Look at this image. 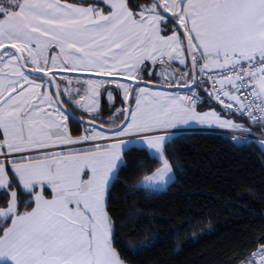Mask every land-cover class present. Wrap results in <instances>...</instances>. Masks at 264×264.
Here are the masks:
<instances>
[{"label":"snow or ice","instance_id":"1","mask_svg":"<svg viewBox=\"0 0 264 264\" xmlns=\"http://www.w3.org/2000/svg\"><path fill=\"white\" fill-rule=\"evenodd\" d=\"M189 58V71L171 70L172 62L187 65ZM146 61L162 65L161 76L169 86L177 76V86L189 87L188 80L210 83L208 95L228 114L264 125V0H151L148 5L0 0V156L7 160L0 161L4 264H125L114 247L106 207L113 176L127 167L124 153L146 151L161 165L137 190L166 186L172 172L164 152L174 135L170 129L190 121L243 129L215 111L197 112L195 92L184 96L138 88L135 107L119 110L124 120L111 136L92 126L74 139L62 105L98 112L101 89L112 81L74 82L68 76L57 79V74L90 71L102 78L136 79ZM116 87L126 101L130 86ZM105 92L112 101V91ZM101 139L111 142L31 155L56 143ZM244 139L260 143L252 133ZM22 153L28 155L7 159ZM144 166L137 165V171ZM13 185L31 197L23 207ZM245 264H264V245Z\"/></svg>","mask_w":264,"mask_h":264},{"label":"trees","instance_id":"2","mask_svg":"<svg viewBox=\"0 0 264 264\" xmlns=\"http://www.w3.org/2000/svg\"><path fill=\"white\" fill-rule=\"evenodd\" d=\"M129 3L148 5L151 1ZM172 26L169 20V28ZM187 67L189 71V64ZM150 69V64L141 65V79L151 80L145 76ZM108 88L102 89V106L107 104ZM206 89L198 83L193 90L199 97L197 107L219 111ZM131 98L132 95L128 104ZM101 113L80 117L98 124ZM231 117L243 126L242 130L264 133L260 124ZM68 119L72 133L80 135L81 124ZM169 141L164 152L174 178L163 191L136 187L160 167L158 160L149 159L146 151L124 153L127 167L114 176L106 194L114 247L125 264H245L264 245V150L259 143L237 146L211 132L175 133ZM142 162L145 166L137 171ZM13 190L22 201L21 207L24 201L31 200L19 186L13 185ZM3 199L5 192L0 191V200ZM142 245L148 246L135 254L129 252Z\"/></svg>","mask_w":264,"mask_h":264},{"label":"rangeland","instance_id":"3","mask_svg":"<svg viewBox=\"0 0 264 264\" xmlns=\"http://www.w3.org/2000/svg\"><path fill=\"white\" fill-rule=\"evenodd\" d=\"M159 69H160V71H156V73H154V77L153 78L151 77V74H152L151 72L147 74L154 81V82H151V83L157 84V85H159L161 87H174V86H177L174 83H176V81L179 80V79H177L178 77H175V79H172V77H171V71H170L168 78L169 79H172V86H169L168 84H165L164 83V78H162V76H161V67L160 66H159L158 70ZM171 70L176 71V68H171ZM176 72H179V71H176ZM91 75L92 76H97L96 74H91ZM61 76H68V77L73 78L75 75L74 76H71V75H60L59 76L58 75L57 76V79H60ZM77 76H80V75H77ZM77 76L74 77L75 80H81V81H83L85 79H93V78H88V77H84V79H83L82 76H80V78H78ZM110 77H114V76H110ZM98 78L103 79L102 77L97 76L96 78H94V80H99ZM104 78H108V77H104ZM108 81H112V82L105 84L104 87H109V86L110 87H115L114 84H117V81H119V80L108 79ZM135 88H148L152 92H165V93H172V94H177L178 93V94L181 95V92H179V91H165L163 89H157V88L146 87V86H138V87H135ZM107 90L112 91V93H113V99H114L115 89L108 88ZM182 93H184V92H182ZM192 93H193V90L191 92L184 93V95L188 96V95H192ZM136 95H137V93H135V92L132 91V98H131V101H130L129 106H131V107L134 106ZM196 98H199L197 94H196ZM105 99H106V103L107 104L102 106L101 105V102H100V109H99L98 113L99 112H102V113L100 114V116H98V119L96 121L98 122V125L99 126H103V128H105L107 130H113V129L117 128V126L119 124H121L122 121H123V115L120 114V111L119 110L120 109H126L127 100L126 101L124 100L122 102V104H120V109L119 110H115L116 104L113 103V100L112 101H109L108 98H107V95L105 96ZM63 106H64V104H63ZM196 111L197 112H201V113L202 112H209V111H215L217 113H220L218 110L212 109V108H206V109H202L201 110L200 108L196 107ZM74 112H76V114L79 115V116H81V117H90V116H93V115H96V116L98 115V113H96V112H95V114L94 113L90 114V113L86 112L84 109H81V108L76 109V111L74 110ZM115 114L117 115V118L116 119L113 118V116ZM67 121H69V119ZM80 126H81L80 127L81 130L83 131L81 133V136L85 134L86 129H90L92 127L91 125H88V124H81ZM212 127H218V128H220L218 125L217 126H213V125H207V124H200L199 122H195V121H190L186 125H179L176 128H174V129H170L169 131L172 132V133H178V132L182 131V129H185V130H183L185 132L186 130L197 131L198 128H202V129L203 128H207V129L210 128L211 129ZM67 128H68L69 134L72 135V137H74V135L72 133V125H70V121H69V125L67 126ZM73 128H75V127H73ZM96 129L97 130H101L99 128H96ZM101 131H103L104 133H106L108 136H111V134H112V133H109V132L104 131V130H101ZM187 132H189V131H187ZM200 132H202V131H200ZM170 137H172V136H170ZM170 137H169V139H170ZM124 139H133V138L126 137ZM101 141H105V142H101ZM89 142L95 143V144H105V143H110V140H103V139H101V140H95V141H93V140L82 141V143H89ZM259 144H260L261 148L264 150V147H262V145H264V144H262V143H259ZM54 145H65V144L56 143ZM54 145H52L51 147H53ZM80 145H82V146H80ZM93 145L94 144L86 146V145H83V144H78L77 147L70 148L72 146H67V147H64L63 149H58V151H49V148H50L49 147L48 149H37V150H33L31 152V155H33V156H35V155H41L44 152H49V153H52V154L59 153V152H68L70 150L91 148V147H93ZM129 146H131V145H129ZM22 154L28 155V153H22ZM14 158L15 159H18L19 156H15ZM160 167H161V165H160ZM151 175H149V176H151ZM114 176H113V178H114ZM173 178H174L173 177V173L171 172V174L169 175V178H168V184H170L173 181ZM144 180H145V178L142 181H144ZM141 182L139 184H141ZM166 186L151 185V186L144 187L143 189L154 190V191H163L166 188Z\"/></svg>","mask_w":264,"mask_h":264},{"label":"crops","instance_id":"4","mask_svg":"<svg viewBox=\"0 0 264 264\" xmlns=\"http://www.w3.org/2000/svg\"><path fill=\"white\" fill-rule=\"evenodd\" d=\"M62 2H66V1H62ZM67 3H69V2H67ZM145 63H147V64H150L151 65V69L149 70V72L148 73H152L151 74V77H154V73H156V71H160V69L158 70V68H159V66L161 67V69H162V65L159 63V62H157L156 64H153L152 63V61H146ZM171 68H176V71H179L180 73H183V72H187L188 71V67H187V65H180L179 64V62L178 61H174V62H172V64H171ZM77 73H84V74H89V75H85V76H82V78L84 79V77H88V78H96L97 76H92L91 74H95L94 72H90V71H77ZM147 73V74H148ZM60 76V75H70V74H68V73H59V74H57V76ZM71 76H74V75H71ZM136 76H137V78H136V80H144V79H141V76L138 74V72L136 73ZM146 77H147V79H148V75H145ZM74 77H76V76H74ZM72 78L73 79V81L75 82L76 80H75V78ZM78 78H80V76H77ZM114 77H121V78H126L125 76H123V75H114ZM145 77V78H146ZM178 78L177 79H179V76H177ZM150 78V77H149ZM77 79V78H76ZM98 79H100V78H98ZM103 79H105V80H108V78H104L103 77ZM130 79V78H129ZM151 79V78H150ZM149 82H154L153 81V79H151V80H148ZM117 83H123V84H128L129 86H130V84L129 83H127V82H125V81H117ZM188 85L191 83V81H187L186 82ZM175 84V83H174ZM173 84V85H174ZM115 85V87H110L109 86V88H113V89H115V96H114V99H113V103L114 104H116V107H115V110H119L120 109V104H122V102L124 101V98H123V90L122 89H120V88H117L116 87V84H114ZM107 86V85H106ZM103 89V88H102ZM102 89H101V92H102ZM136 89H138V88H134L133 89V92H135V93H137L136 92ZM129 91H130V87H129ZM181 95H184L183 93H181ZM105 96H106V94H105ZM184 96H186V95H184ZM65 100H66V98H65ZM100 102H101V97H100ZM64 106L67 108V109H69L71 112H73V113H75L76 114V112H74V110L76 111V109H78V107L77 106H75L74 104H72V103H69V102H65L64 103ZM134 106H135V104H134ZM133 106V107H134ZM196 107H197V104H196ZM96 113H98V112H96ZM100 113V112H99ZM98 113V114H99ZM95 114V113H94ZM225 118H228V119H232L233 120V118L231 117V116H224ZM113 118L114 119H116L117 118V115L115 114L114 116H113ZM64 123H66L67 124V126L69 125V121H65ZM236 123V122H235ZM238 124V123H237ZM212 128H218V127H212ZM199 129H202V128H198L197 130H199ZM203 129H207V128H203ZM202 129V130H203ZM182 130H185V129H182ZM83 131L81 130V133H82ZM74 135V134H73ZM72 136V135H71ZM81 136V134L80 135H74V139L75 138H77V137H80ZM79 144H83L82 142L81 143H79ZM78 144H72V145H69V144H65V145H54L53 147H50L49 148V151H58V149H63L64 147H67V146H72V147H70V148H73L74 146H77ZM20 155H24V154H12V156H10V157H8L7 159L8 160H11V159H15L14 157L15 156H20ZM0 161H4V162H6L7 163V160L5 159V157H3V156H0ZM8 167L10 168L11 167V165L10 164H8ZM10 175H11V173H10ZM0 264H4V262L3 261H0Z\"/></svg>","mask_w":264,"mask_h":264},{"label":"water","instance_id":"5","mask_svg":"<svg viewBox=\"0 0 264 264\" xmlns=\"http://www.w3.org/2000/svg\"><path fill=\"white\" fill-rule=\"evenodd\" d=\"M166 15L170 16V14H166ZM180 31L182 32L183 29H180ZM188 64H189V69H190V67H191V65H190V58H189ZM67 73L70 74V75H75V76H77V75H80V76L88 75V74L77 73V72H67ZM108 79L125 81V82H127V83L130 84V91H129V97H128L127 103H126V109L129 107L128 102H129V99H130V97L132 95L133 89L135 87H138V86H146V87H152V88H157V89H163L165 91H179V92H191L192 90L196 89V87L198 86V83L193 84L191 82L189 84V87H184V86L161 87V86H159L157 84H154V83H151V82H148V81H145V80H136V79H129V78H121V77H108ZM197 80H198V77H197ZM62 108L66 111V114L68 115V117L71 118L75 122H78L80 124H88V125H91V126H95L96 128H99L101 130L107 131L109 133H112L113 131L117 130V128H115L113 130H107V129L99 126L97 123H95L92 120L81 118L80 116H78V115L74 114L73 112H71L70 110H68L63 105H62ZM123 120H124V117H123ZM122 123H123V121H122Z\"/></svg>","mask_w":264,"mask_h":264},{"label":"built area","instance_id":"6","mask_svg":"<svg viewBox=\"0 0 264 264\" xmlns=\"http://www.w3.org/2000/svg\"><path fill=\"white\" fill-rule=\"evenodd\" d=\"M199 79H201V78L198 76V80ZM204 85L207 87L208 92L211 91V84L210 83L209 84H204ZM211 98H212L213 102L217 105L221 115H223V116H234V115L228 114L226 110H223V105L220 104L218 101H216L212 96H211ZM198 103H199V99L197 98V104ZM235 117H238V116H235ZM242 120H244V121L249 123V121L247 119H242ZM261 126L264 128V125H261ZM198 131L216 133V134H218V135L230 140L231 142H233L237 146L249 145V144L254 143V142H250L248 139H244V138L248 137L249 133H252V132L245 131V130L221 129V128H211L210 129V128H208V129H203V130L199 129ZM180 132H184V131L182 130ZM252 134H253L255 140H257L260 143L264 144V133L263 134L252 133ZM232 137H236V138H239V139L238 140H234V139H231ZM101 142H105V141H101ZM110 142H111V140H110ZM92 144H95V143L89 142V143H87L86 146L92 145ZM83 145H85V144H83Z\"/></svg>","mask_w":264,"mask_h":264},{"label":"bare ground","instance_id":"7","mask_svg":"<svg viewBox=\"0 0 264 264\" xmlns=\"http://www.w3.org/2000/svg\"><path fill=\"white\" fill-rule=\"evenodd\" d=\"M83 144L87 145V143H83ZM80 146H82V145H80ZM74 147H77V146H74Z\"/></svg>","mask_w":264,"mask_h":264}]
</instances>
